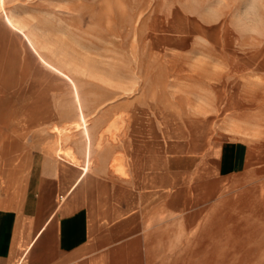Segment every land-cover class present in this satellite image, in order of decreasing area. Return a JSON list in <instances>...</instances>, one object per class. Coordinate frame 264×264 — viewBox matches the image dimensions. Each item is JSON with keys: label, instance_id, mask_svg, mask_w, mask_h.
Returning <instances> with one entry per match:
<instances>
[{"label": "rangeland", "instance_id": "rangeland-1", "mask_svg": "<svg viewBox=\"0 0 264 264\" xmlns=\"http://www.w3.org/2000/svg\"><path fill=\"white\" fill-rule=\"evenodd\" d=\"M0 120L23 124L38 155L65 154L83 129L100 148L165 155L262 138L264 0H0ZM215 197L196 254L170 264H264L250 236L264 234V172ZM243 232L253 247L236 245Z\"/></svg>", "mask_w": 264, "mask_h": 264}, {"label": "crops", "instance_id": "crops-1", "mask_svg": "<svg viewBox=\"0 0 264 264\" xmlns=\"http://www.w3.org/2000/svg\"><path fill=\"white\" fill-rule=\"evenodd\" d=\"M72 89L81 120L83 105ZM21 126L0 124V264L181 262L182 254H196L197 223L212 221L222 201L215 195L264 172V137L165 155L144 143L100 148L83 129L65 154L38 155L22 146L28 134ZM252 227L251 237H264ZM248 234L238 247L255 245Z\"/></svg>", "mask_w": 264, "mask_h": 264}]
</instances>
